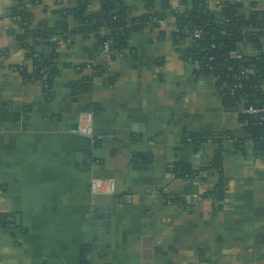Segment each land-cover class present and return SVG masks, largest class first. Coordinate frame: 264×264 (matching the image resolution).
Masks as SVG:
<instances>
[{"label":"crops","instance_id":"crops-1","mask_svg":"<svg viewBox=\"0 0 264 264\" xmlns=\"http://www.w3.org/2000/svg\"><path fill=\"white\" fill-rule=\"evenodd\" d=\"M56 1L34 5L33 22L55 19ZM123 1L131 16L146 12L142 0ZM220 1L208 0L216 14ZM239 1L243 13L251 2L264 7ZM16 2L0 0V264H264V156L251 142L243 151L222 143V198L208 194L217 169L192 180L168 170L180 161L198 169L216 152L214 141L184 142L185 131L244 134L214 77L182 58L173 13L131 34L113 59L93 36L61 42L63 65L46 95L41 80L15 68L24 62L8 31ZM238 49L255 51L249 42ZM82 63L98 72L74 66ZM85 78L89 90L71 88ZM86 114L101 138L71 131ZM137 152L151 162L134 160ZM91 178H112L114 192L93 193Z\"/></svg>","mask_w":264,"mask_h":264},{"label":"trees","instance_id":"trees-1","mask_svg":"<svg viewBox=\"0 0 264 264\" xmlns=\"http://www.w3.org/2000/svg\"><path fill=\"white\" fill-rule=\"evenodd\" d=\"M142 1L146 12L131 16L123 0H76L73 5H64L58 0L52 10L55 19L35 24L32 7L41 0H17L9 12L8 31L15 34L24 62L15 65V68L25 80H41L48 95L52 81L63 65L58 58V47L69 36H93L98 51L109 41L113 52H121L127 49L131 34L149 24L157 26L165 18L166 12L170 11L176 22L172 37L182 58L194 64L195 75L214 77L223 104L232 110H236L240 102L254 107L264 106V7L251 2L250 11L243 13L241 1L224 0L220 1V8L217 7L219 2L215 5L218 10L216 14L208 0H180L176 7L171 5L170 0H160L159 7L156 0ZM195 29L200 30L199 37L193 35ZM53 37L57 39L53 40ZM241 42L251 43L259 52L252 55L242 53L240 58L235 57L232 53L239 51ZM130 55L134 56V52L130 51ZM115 57V53L110 55L111 59ZM6 58L7 48L0 49V64ZM74 66L79 70L90 66L98 72L97 67L90 64ZM70 85L73 90L83 92L89 90L90 81L85 78ZM238 117L244 133L242 138H235L231 131L208 135L185 131L184 142L197 146L206 140L214 141L217 143L216 152L211 160L198 169L180 161L172 163L168 170L176 177L193 179L201 178V174L211 168L217 169L219 179L208 194L222 198V143L233 141L241 151L249 141L254 153L264 156V114L262 120L250 114L240 113ZM133 159L149 163L151 155L137 152L133 154ZM166 199L168 202L178 201L176 197Z\"/></svg>","mask_w":264,"mask_h":264},{"label":"built area","instance_id":"built-area-1","mask_svg":"<svg viewBox=\"0 0 264 264\" xmlns=\"http://www.w3.org/2000/svg\"><path fill=\"white\" fill-rule=\"evenodd\" d=\"M233 1H239V0H233ZM217 7L220 8L221 4L220 2L217 4ZM193 35L195 37H199L200 36V30L195 29ZM72 38V36H69L67 40H70ZM53 40L57 39V37H53ZM101 52H103L104 54H106L108 57H110V55L112 53H115L116 55L121 54L120 51H114L110 49V44L109 41H106L101 49ZM259 52L258 49H255L254 54H257ZM235 57L240 58L242 56V52L240 51H233L232 53ZM236 85H234L235 88ZM234 88L231 89V92L233 93ZM235 111V113L239 116L240 113L242 114H250V115H254L257 116L258 120H262L263 119V114H264V106L262 107H254L252 105H244L243 102H240L238 108ZM90 115L86 114L81 116L77 123L76 126L73 127L71 129L72 132H86L88 134H91L92 136H94L95 138H101V135H95L92 132L91 129V124H90ZM191 179V178H188ZM195 179V178H193ZM192 180V179H191ZM90 189L93 193H111L114 192V180L112 178L109 179H98V178H91L90 179Z\"/></svg>","mask_w":264,"mask_h":264},{"label":"water","instance_id":"water-1","mask_svg":"<svg viewBox=\"0 0 264 264\" xmlns=\"http://www.w3.org/2000/svg\"><path fill=\"white\" fill-rule=\"evenodd\" d=\"M96 143V141H94V143L93 144H95Z\"/></svg>","mask_w":264,"mask_h":264}]
</instances>
